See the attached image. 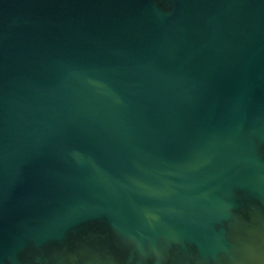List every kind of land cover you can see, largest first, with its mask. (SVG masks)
Returning <instances> with one entry per match:
<instances>
[{
	"label": "water",
	"instance_id": "95a60500",
	"mask_svg": "<svg viewBox=\"0 0 264 264\" xmlns=\"http://www.w3.org/2000/svg\"><path fill=\"white\" fill-rule=\"evenodd\" d=\"M0 264H264V0H0Z\"/></svg>",
	"mask_w": 264,
	"mask_h": 264
}]
</instances>
